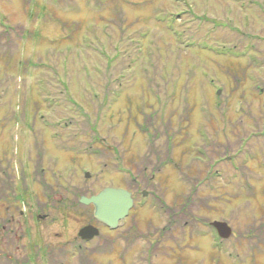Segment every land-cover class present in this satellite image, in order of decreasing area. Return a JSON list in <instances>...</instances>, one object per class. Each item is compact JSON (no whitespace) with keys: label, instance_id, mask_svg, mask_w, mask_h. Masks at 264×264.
Returning <instances> with one entry per match:
<instances>
[{"label":"rangeland","instance_id":"obj_1","mask_svg":"<svg viewBox=\"0 0 264 264\" xmlns=\"http://www.w3.org/2000/svg\"><path fill=\"white\" fill-rule=\"evenodd\" d=\"M164 89L174 93L167 114L189 128L173 139V169L154 173L175 222L187 225H174L160 243L173 245L164 254L147 256L138 243L123 257L119 241L103 249L115 230L93 239L84 253H65L62 264H264V0H0V185L6 178L17 190L36 162L48 179L56 171V180L89 195L120 185V164L128 158L156 165L164 140L137 128L142 105L149 110L151 102L165 101ZM198 123L204 140L195 132ZM70 127L75 152L51 140ZM41 142L44 157L36 150ZM87 142L94 153L86 154ZM219 155L232 156L214 166ZM35 179L24 198H35ZM13 202L21 206L0 199V226ZM69 213L67 221L59 215L35 225L21 218V239L1 229L0 264L11 248L23 259L34 244L71 239L89 208L77 205ZM214 219L230 227L228 239L215 236L208 226Z\"/></svg>","mask_w":264,"mask_h":264},{"label":"flooded vegetation","instance_id":"obj_2","mask_svg":"<svg viewBox=\"0 0 264 264\" xmlns=\"http://www.w3.org/2000/svg\"><path fill=\"white\" fill-rule=\"evenodd\" d=\"M158 86H152V93L155 95V97H158L160 99V96L158 95V91L156 90ZM163 93L165 101L159 100L154 104V102H151V108L147 110L148 108L143 104L142 107L144 109L143 111V118L142 122L137 128L139 132L142 133V131L146 132L147 138H151L152 141H156L158 138L161 140H164V144L161 146V150L164 154V157H156L155 163L150 164L147 160H142L140 164L139 161H136L134 159L128 158V163L121 162L120 164V174L122 175H129L133 169H140V175L139 173L130 174L129 179L125 178L124 176L120 175V179H122L121 183L117 187H122L127 189L131 192V196L133 199V205L129 209L127 215L124 219H122L117 228L115 230H119L117 232V235H115V238H109L108 235L104 237L103 241V249L111 250L116 244V241H119V251L122 253L123 257H125L126 254L130 253L132 256V252L135 250L136 245H141V249L149 256L148 254L152 253H160L164 254V252H170L169 249L173 247L172 244H169L168 248L166 245V248L161 247V242L164 240L166 241L170 236L172 237V232L174 230V225H182V227H185L187 225V221L183 220L184 222H175L174 214L170 212L168 205L165 203L164 197L158 194V190L161 188V182L159 180V176H156L155 173H161L165 169H173V165L171 162V154H172V147L173 139L175 137H179L183 134V131L185 128H189L186 126V122L183 121V119L174 118L171 114H167L169 111L171 99H172V91L168 89H164L161 91ZM158 104V105H157ZM221 103L220 101L215 102V108L217 109L220 107ZM146 113H150L147 115ZM147 118V119H146ZM67 123L64 124L66 126ZM206 127V124H205ZM207 128V127H206ZM150 130V132L148 131ZM73 129L70 127V132L64 133L65 135H61L55 139H51L52 141L58 140L57 143L53 142L56 146L62 147L66 149V152L72 151L75 152L77 149V137L76 134L71 132ZM197 136L201 139H205V136L202 132V124L198 123L196 124V130ZM208 131V130H207ZM209 132V131H208ZM209 135H206V137ZM149 141V139H147ZM102 140H105V138H100ZM159 139V140H160ZM97 140H99L97 138ZM121 140H123L121 138ZM142 141V139H140ZM65 141V142H64ZM121 143H123L121 141ZM150 143V142H149ZM40 146V143L37 144ZM43 142H41V147L38 148L39 157H44L47 149L43 148ZM200 145V144H199ZM204 147V145L202 144ZM164 147V148H163ZM155 155H160L159 150L154 151ZM2 156V155H1ZM0 156V172L4 171L3 166H1V163H3V156L1 158ZM71 155L70 157V167H71V174H72V168L74 166V158ZM146 159V158H144ZM220 155L215 158V162H220ZM36 163V162H35ZM138 165V166H137ZM140 165V166H139ZM137 166V167H136ZM47 168H50V166H47ZM43 167L40 168L39 171L33 170V175H30V172L27 171V174L22 176L21 178V184H16V189H9L10 183L13 184L14 182L8 181V179L4 178L2 184L0 185V199H4L7 196L8 200L13 201H21L19 207L16 206V202H13L10 206H6L5 209L7 211H10V207L13 206L11 212L7 214V218H5V224H2L0 226V230L7 229L10 234H14L13 236H18V239H21V235H19L20 232H22V228L24 226V222L22 223L21 218H25V221H28L30 224H36L37 222L41 221H53L58 217L59 215L62 216V219L65 218V220L71 215L69 211L75 209V207L78 205L77 200H73V198L76 196V184L72 183H64L62 184L59 179L56 178V172L54 171L51 176V178H47L43 173ZM148 171V174L143 176V174ZM29 172V173H28ZM143 172V173H142ZM155 172V173H154ZM38 176V183L37 186H34L38 192L36 191L35 198L29 199V197L24 198V195L26 192H30L31 186L30 183H32L30 180L32 178H36L37 180ZM155 178H157V183ZM162 179V178H161ZM155 180V183L153 184L151 181ZM162 180V184H163ZM69 184V185H68ZM167 185V184H166ZM44 187V189L42 188ZM59 189V191H58ZM65 190L68 195H62L61 190ZM12 193H10V191ZM48 190V191H46ZM22 192V194H21ZM24 194V195H23ZM52 194H59L58 200L55 202H51V196ZM17 195V196H16ZM73 195V196H72ZM11 198L9 199V197ZM30 201V202H29ZM81 206V205H80ZM84 208V206H81ZM88 207V206H87ZM89 208V207H88ZM182 208L181 210H183ZM62 210V212H55L52 213L51 211H58ZM145 210H148L150 215H147L148 213L145 212ZM138 211V212H136ZM155 217H154V216ZM88 219L87 221L78 229L74 230V234L71 239L64 241L63 243L56 244L53 246H50L49 244H44L42 248H37L39 246H36L34 244L33 250L30 249L29 253L27 254L26 258L24 257L21 259L16 254V249L11 248V251H7V255H3L5 257V264H37L36 258H38L39 262H44L47 264H62L61 259L62 257H65V253H84L85 249L89 248L90 242L93 241V239H96L97 237H94L92 239H85L82 238L79 235V231L82 227L88 225L92 227H96L99 230V235H102L103 233H113L115 230L109 229L106 225L98 222L93 218L92 214V208H90V212L87 215ZM81 218H83L81 216ZM77 219V217H76ZM73 220V219H72ZM67 221V220H66ZM75 221V220H74ZM78 221V220H77ZM4 222V221H3ZM73 222V221H72ZM37 223V224H39ZM13 236H3L5 239V243L7 244L9 241L10 243L13 242ZM156 237L154 240H150V238ZM61 239L60 237L58 238ZM172 242V241H170ZM169 242V243H170ZM17 247V245H16ZM48 247L50 248L48 250ZM92 249H96L92 246H90ZM35 249V252H34ZM92 249H89L90 252H92ZM164 251V252H163ZM1 256V255H0ZM39 263V264H40Z\"/></svg>","mask_w":264,"mask_h":264},{"label":"water","instance_id":"obj_3","mask_svg":"<svg viewBox=\"0 0 264 264\" xmlns=\"http://www.w3.org/2000/svg\"><path fill=\"white\" fill-rule=\"evenodd\" d=\"M79 202L91 204L93 206L94 218L109 227H115L118 220L123 219L132 206L131 194L127 190L115 187H104L89 197L81 196ZM211 225L216 229L221 238H228L230 236L231 229L226 222L213 221ZM80 233L91 238L97 235L98 231L90 226H86L80 230Z\"/></svg>","mask_w":264,"mask_h":264},{"label":"trees","instance_id":"obj_4","mask_svg":"<svg viewBox=\"0 0 264 264\" xmlns=\"http://www.w3.org/2000/svg\"><path fill=\"white\" fill-rule=\"evenodd\" d=\"M81 193H84V190H80Z\"/></svg>","mask_w":264,"mask_h":264}]
</instances>
